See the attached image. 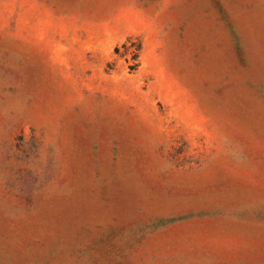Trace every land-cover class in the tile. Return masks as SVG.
<instances>
[{
    "label": "rangeland",
    "instance_id": "rangeland-1",
    "mask_svg": "<svg viewBox=\"0 0 264 264\" xmlns=\"http://www.w3.org/2000/svg\"><path fill=\"white\" fill-rule=\"evenodd\" d=\"M0 264H264V0H0Z\"/></svg>",
    "mask_w": 264,
    "mask_h": 264
},
{
    "label": "trees",
    "instance_id": "trees-1",
    "mask_svg": "<svg viewBox=\"0 0 264 264\" xmlns=\"http://www.w3.org/2000/svg\"><path fill=\"white\" fill-rule=\"evenodd\" d=\"M130 42V39H128L122 46L121 48L124 49V52L120 55V56H126L127 54H129L128 52L130 51V54L133 57V60H137L139 57V53L141 50V45L139 43H132L130 44V46H127V44ZM115 54H119V49L116 48L115 49ZM137 67V65H134L133 67H130V70H135V68Z\"/></svg>",
    "mask_w": 264,
    "mask_h": 264
}]
</instances>
